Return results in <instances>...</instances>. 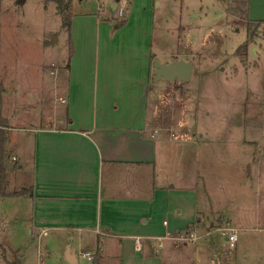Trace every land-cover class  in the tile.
Segmentation results:
<instances>
[{"label": "crops", "instance_id": "obj_1", "mask_svg": "<svg viewBox=\"0 0 264 264\" xmlns=\"http://www.w3.org/2000/svg\"><path fill=\"white\" fill-rule=\"evenodd\" d=\"M125 1L99 0L96 8L80 11L73 3L75 52L70 66L68 57L46 65L52 80L41 99L22 97L12 74L10 100L5 84L10 163L30 178L32 188V195L12 198L28 205L32 237L51 233L65 238L66 259L72 264L79 262V255L86 258L85 252L97 264H264L240 261L239 236L230 249L227 235L209 220L199 189L205 188L200 185L202 143L193 148L192 141L172 142L170 127L166 133L158 124L165 96L161 91L163 97L151 102L150 89L156 82L151 66L162 1L132 0L126 24L112 31L115 10ZM1 14L2 0L0 45ZM30 82L25 88L29 94L34 88ZM251 173L262 189L261 165ZM6 199L0 197V225ZM216 216L226 222L223 226L238 228L239 235L262 221L260 212L230 217L221 211ZM198 217L194 229L204 237L195 243L177 240ZM136 237L141 239L140 251L135 249ZM218 244L228 253L220 252Z\"/></svg>", "mask_w": 264, "mask_h": 264}, {"label": "rangeland", "instance_id": "obj_2", "mask_svg": "<svg viewBox=\"0 0 264 264\" xmlns=\"http://www.w3.org/2000/svg\"><path fill=\"white\" fill-rule=\"evenodd\" d=\"M53 1L26 0L21 4L2 0L0 80L4 87L7 84L6 97L10 100L12 74L13 86L22 97L40 98L52 80L46 65L61 64L68 57V32ZM161 1L151 78L155 61L192 60L194 68L189 82H152L151 102L165 96L158 124L165 132L170 127L172 142L185 139L194 143L193 148L196 142L202 143L200 170L204 181L200 185L206 189H199L209 220L224 227L226 222L219 221L218 212L230 217L262 213L260 223H251L249 231L240 232L237 253L240 261L264 263V183L260 189L251 173L259 163L264 177V20L257 23V18L264 19V0ZM74 2L80 11L96 8L99 0ZM246 40L248 55L243 60L237 49ZM29 81L34 85L30 94L25 89ZM29 179L18 172L17 165L8 169L7 194L20 191L21 185L30 189ZM7 197L2 208L6 211H1L0 264L13 260L22 264H72L66 259V239L51 233L33 238L27 226L28 205L24 199L12 198L18 196ZM112 242L107 240V244ZM218 246L220 252L228 251L222 244ZM95 260L79 255L77 264H97Z\"/></svg>", "mask_w": 264, "mask_h": 264}, {"label": "trees", "instance_id": "obj_3", "mask_svg": "<svg viewBox=\"0 0 264 264\" xmlns=\"http://www.w3.org/2000/svg\"><path fill=\"white\" fill-rule=\"evenodd\" d=\"M57 2V10L63 17V26L67 29L68 32V44H69V52H68V60L67 66H70V60L74 55V43L71 36V26H72V18L75 15L74 13V0H55ZM132 0H126L123 5V13L122 15H115L114 25L112 31H115L126 24L130 10H131ZM117 11V9L115 10ZM114 12V11H113ZM260 23V21H257ZM237 54L241 56L243 60L247 59L248 55V40H246L242 45H240L237 49ZM3 81L0 80V197L6 196H23L26 194L32 195V188L30 189H21L20 191L12 192L11 194H7L6 192V181H7V164H6V157L11 155L9 154V150L7 147L9 131H8V121L3 116V105H4V90L5 87L3 85ZM15 163V162H14ZM200 218L195 221L194 224L189 225L187 231L194 230L195 226H198ZM0 245H2L0 243ZM98 256V255H96ZM10 264H22L15 260L10 261Z\"/></svg>", "mask_w": 264, "mask_h": 264}, {"label": "water", "instance_id": "obj_4", "mask_svg": "<svg viewBox=\"0 0 264 264\" xmlns=\"http://www.w3.org/2000/svg\"><path fill=\"white\" fill-rule=\"evenodd\" d=\"M24 0H22L23 2ZM194 67V61L189 60H172L168 63H161L155 61L154 64V81L167 80L175 81L180 80L183 82H189L192 77ZM6 163L8 169L12 168V163H10L9 156L6 157Z\"/></svg>", "mask_w": 264, "mask_h": 264}, {"label": "built area", "instance_id": "obj_5", "mask_svg": "<svg viewBox=\"0 0 264 264\" xmlns=\"http://www.w3.org/2000/svg\"><path fill=\"white\" fill-rule=\"evenodd\" d=\"M117 12L119 15H122L123 13V7L119 6L117 7ZM65 101V100H63ZM221 230L224 234L227 235V244L230 249H235L236 243L238 241V236H239V230L236 227H229V226H224L218 228ZM204 237L203 234L198 233L197 231H185L183 233H180L179 235L176 236V239L181 241V242H186V243H194ZM160 245H163L162 243ZM135 249L140 251L142 250V244H141V239L139 237L135 238ZM84 257H86L88 260L93 259V255L90 252H85L83 254Z\"/></svg>", "mask_w": 264, "mask_h": 264}]
</instances>
